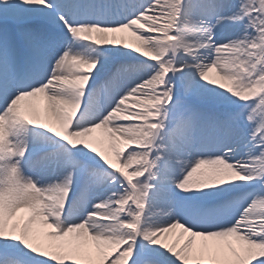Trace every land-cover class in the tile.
<instances>
[{"label":"snow or ice","instance_id":"snow-or-ice-1","mask_svg":"<svg viewBox=\"0 0 264 264\" xmlns=\"http://www.w3.org/2000/svg\"><path fill=\"white\" fill-rule=\"evenodd\" d=\"M0 264H264V0H0Z\"/></svg>","mask_w":264,"mask_h":264},{"label":"bare ground","instance_id":"bare-ground-1","mask_svg":"<svg viewBox=\"0 0 264 264\" xmlns=\"http://www.w3.org/2000/svg\"><path fill=\"white\" fill-rule=\"evenodd\" d=\"M117 35H124L129 43H134V40H133L131 34L129 32H127V31H125L124 33H118ZM210 77L219 80V78L215 76V73L214 72L210 73ZM223 83H225L227 85V82L226 81H224ZM40 106H41V109H42L43 108V102H42V100L40 102ZM96 135L99 136V137H101V139L104 140V143L102 145H100V147L103 150H106L107 151V139H106V136H104V134L100 130H97ZM24 215H26V213H24V212L18 213L17 214V219H19L21 216H24ZM33 227L34 228L41 229V230H44L43 229V226L42 225H39V224H34ZM179 231H180L179 229H176V230H174L173 233H169L167 235L166 242L169 243V244L173 243L174 240H175V238H176V235L179 234Z\"/></svg>","mask_w":264,"mask_h":264}]
</instances>
